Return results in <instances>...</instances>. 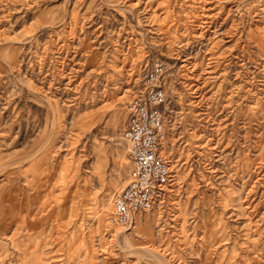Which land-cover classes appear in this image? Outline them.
Here are the masks:
<instances>
[{"label": "rangeland", "instance_id": "obj_1", "mask_svg": "<svg viewBox=\"0 0 264 264\" xmlns=\"http://www.w3.org/2000/svg\"><path fill=\"white\" fill-rule=\"evenodd\" d=\"M160 63L171 178L128 227ZM0 264H264V0H0Z\"/></svg>", "mask_w": 264, "mask_h": 264}, {"label": "built area", "instance_id": "obj_2", "mask_svg": "<svg viewBox=\"0 0 264 264\" xmlns=\"http://www.w3.org/2000/svg\"><path fill=\"white\" fill-rule=\"evenodd\" d=\"M163 64L145 72L139 91L127 107L121 136L128 143L131 170L125 186L113 196V217L130 227L134 212H147L165 196L171 178L163 120Z\"/></svg>", "mask_w": 264, "mask_h": 264}, {"label": "bare ground", "instance_id": "obj_3", "mask_svg": "<svg viewBox=\"0 0 264 264\" xmlns=\"http://www.w3.org/2000/svg\"><path fill=\"white\" fill-rule=\"evenodd\" d=\"M259 5H261V4H259ZM262 21V20H261ZM123 186H125V184L123 185ZM122 186V187H123ZM112 203H113V201H112ZM104 208V210H102V212H101V214H104V212H105V209L107 208V206L106 207H103ZM135 213H138V212H134L131 216H133ZM136 218H134V220H135ZM131 220H132V222H131V224L133 223V218H131Z\"/></svg>", "mask_w": 264, "mask_h": 264}]
</instances>
